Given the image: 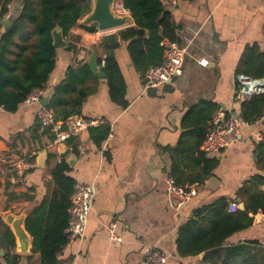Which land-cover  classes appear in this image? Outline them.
<instances>
[{"label":"crops","instance_id":"0c3cea01","mask_svg":"<svg viewBox=\"0 0 264 264\" xmlns=\"http://www.w3.org/2000/svg\"><path fill=\"white\" fill-rule=\"evenodd\" d=\"M165 8L184 37L181 75L161 88H146L143 76L132 65L126 42L117 36L119 45L111 49L124 79L128 104L121 108L112 102L105 78L94 72L76 85L94 88L77 115L95 122L66 142V157H61L63 149L40 125L38 104L21 103L14 112L0 107V164L4 161L11 165L28 156L34 162L22 184L14 182L13 169L3 176L0 212L10 210L19 215L38 203L53 188L50 169L61 159L70 161L74 157L70 174L76 183L93 188L84 234L63 247L58 255L60 264H144V250L148 247L169 255L164 264H195L202 254L181 258L176 253L178 228L198 208L217 200L239 204L242 201L236 199V192L243 183L252 175H264L254 141L263 118L243 128L241 139L221 154L204 153L200 144L199 151L207 157H217L219 162L211 176L201 182L193 181L203 165L197 150L193 154L190 151L193 139L186 149L179 150L185 131L180 119L199 100L239 113L240 101L234 97L236 65L246 45L256 43L264 51V0H175L174 4L167 0ZM84 17L70 29L64 44L56 47L54 68L42 87L46 106L52 105L57 89L64 86L68 68L87 64L92 52L96 53L101 71L105 34L87 30L85 27L93 24H84ZM132 25L133 18L127 11L125 24L111 32L117 34ZM2 30L1 26L0 34ZM60 97L55 101L58 117L70 109L65 101L70 96ZM103 126L108 131L102 137ZM40 154H44L43 158ZM167 176L184 187L193 185L196 193L180 207L172 206L167 199ZM110 221H115V232L122 238L118 245L111 243L106 232ZM250 239H258L264 246L261 213L250 227L228 237L226 244ZM9 254L19 255L18 264H39V254L32 248L19 253L14 246Z\"/></svg>","mask_w":264,"mask_h":264},{"label":"trees","instance_id":"16d2710c","mask_svg":"<svg viewBox=\"0 0 264 264\" xmlns=\"http://www.w3.org/2000/svg\"><path fill=\"white\" fill-rule=\"evenodd\" d=\"M15 1L0 0V27L1 20L9 14V5ZM119 1L133 18L134 25L119 30L116 35L126 42L134 69L144 76L149 67L164 62L162 42L175 40L177 27L171 13L165 8L167 0ZM90 10L91 0H24L10 27L0 34L1 108L14 112L29 92L44 86L54 68L56 56L52 31L60 28L62 36L67 37L70 29ZM85 28L91 32L96 31L95 25ZM98 64H101V59H98ZM100 68L105 74L111 101L121 108L126 107L128 101L125 98L124 79L107 43ZM239 73L255 78L264 77V51L256 43L245 46L236 65L235 74ZM92 75L94 73L86 63L68 68L64 86L57 89L53 96L54 102L48 106L56 118L64 119L77 114L80 105L94 88H77L76 85L84 83ZM63 95L70 96L65 99L70 109L58 117L55 101ZM217 108L212 101L199 100L180 119V126L185 131L181 135L179 150L186 149L188 141L193 139L190 151L193 154L197 150L203 157L201 172L193 181L201 182L211 176L219 163L217 157H207L199 151L208 122ZM239 115L250 124L260 118L264 119V95H253L241 100ZM101 129L103 137L108 129L104 126ZM255 145L258 163L264 168V134ZM70 171L71 164L66 159H61L50 169L53 188L25 218V228L32 237V251L39 254V264H60L58 255L67 244L64 229L68 220L70 197L76 183ZM171 174L175 176L173 168ZM175 181L180 184L177 179ZM263 184L264 175L255 174L237 190L236 199L242 201L243 209L229 211L228 201L224 199L198 208L193 217L177 230V255L185 258L202 254L195 264H264V246L258 239L226 244V239L232 234L250 227L257 214L264 216ZM0 238V248L3 249L0 264H18L19 255L9 254L15 246L13 233L1 218Z\"/></svg>","mask_w":264,"mask_h":264},{"label":"built area","instance_id":"2783aa9c","mask_svg":"<svg viewBox=\"0 0 264 264\" xmlns=\"http://www.w3.org/2000/svg\"><path fill=\"white\" fill-rule=\"evenodd\" d=\"M175 0H171L174 4ZM114 10L119 13H127L120 2L114 4ZM104 34L106 32H103ZM175 40H164V62L161 65L149 67L143 76V83L146 88L158 89L170 82L174 77L181 75L185 46L181 40L184 37L177 30ZM236 83L234 97L241 101L253 95H264V77L255 78L239 73L234 75ZM44 97L42 88H37L28 93L22 101L24 105L38 104L37 119L43 128L53 135V143H66L67 140L74 139L85 127L93 124L95 121L87 120L77 114H71L64 119L55 117L54 112L46 105H41L40 101ZM250 125L243 120L239 113L224 111L217 108L211 115L208 122L205 137L201 143V150L208 154H221L229 146L238 142L242 135V129ZM264 134V119L261 120L259 128L254 134V141L262 140ZM34 165L31 156L14 162L9 165L2 161L0 164V182L3 176L13 169V179L17 184H22L25 173ZM167 199L174 207H180L186 200L196 193L193 185L184 187L175 181L172 176L166 177ZM93 188L91 185L75 183L70 197V205L67 209L68 220L64 229L65 237L68 241L83 236L86 226L88 212L92 205ZM239 208L236 201H228L229 211H235ZM108 237L113 244H120L122 238L115 232V221H110L105 226ZM169 255L162 249L148 247L144 250V264H164Z\"/></svg>","mask_w":264,"mask_h":264},{"label":"water","instance_id":"95a60500","mask_svg":"<svg viewBox=\"0 0 264 264\" xmlns=\"http://www.w3.org/2000/svg\"><path fill=\"white\" fill-rule=\"evenodd\" d=\"M115 1L116 0H93L90 12L82 20L84 24H93L98 31L106 32L103 36V41L109 44L111 48H116L119 45V42L116 40V33H112L111 30L121 28L127 20V13L119 14L114 10ZM23 2L24 0H16L10 7L8 16L1 20L3 30H7L10 27L12 20L19 13ZM52 38L53 44L56 47L64 44V37L62 36L60 28H55L52 31ZM87 64L92 72L100 77H105V74L98 69L95 52H92ZM45 103L46 100L42 99L40 101L41 105H45ZM58 146L59 149H63L61 157H66L69 153V149L66 148V143H59ZM43 155L44 154H40L39 157L43 158ZM69 162L73 165L74 157ZM262 189H264V184L262 185ZM35 205L36 204H33L19 215H14L10 210L0 212L2 222L5 223L13 233L15 247L19 253H27L32 248L31 235L25 228V218ZM239 208L243 209L242 202L239 203ZM2 254L3 250H0V255Z\"/></svg>","mask_w":264,"mask_h":264},{"label":"bare ground","instance_id":"6f19581e","mask_svg":"<svg viewBox=\"0 0 264 264\" xmlns=\"http://www.w3.org/2000/svg\"><path fill=\"white\" fill-rule=\"evenodd\" d=\"M53 111V110H52ZM69 143V142H68Z\"/></svg>","mask_w":264,"mask_h":264}]
</instances>
